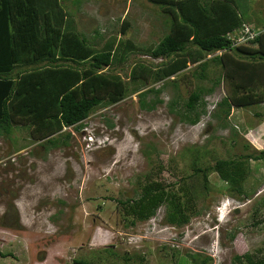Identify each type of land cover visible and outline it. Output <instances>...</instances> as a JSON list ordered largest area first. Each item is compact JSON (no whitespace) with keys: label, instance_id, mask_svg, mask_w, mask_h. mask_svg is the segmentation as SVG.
Returning <instances> with one entry per match:
<instances>
[{"label":"rangeland","instance_id":"374dc122","mask_svg":"<svg viewBox=\"0 0 264 264\" xmlns=\"http://www.w3.org/2000/svg\"><path fill=\"white\" fill-rule=\"evenodd\" d=\"M233 2L246 20L264 21V0ZM61 3L73 16L75 30L97 46L115 36L142 47L167 31V13L148 0ZM122 18L129 21L123 33ZM135 61L155 64L160 58L133 50L125 61L102 69L126 80ZM195 64L189 63L182 70L184 77L177 78L176 90L183 99L195 83L191 75ZM214 68L212 63L207 66V77ZM202 82L208 84L207 79ZM144 85L140 90L160 81ZM128 86L130 90L115 103L97 105L78 127H65L70 132L66 144L44 148L30 139L25 124L13 126L7 134L0 132V251L10 252L0 256V264H79L74 259L93 264H192L203 256L205 264H231L235 254L264 255V161L258 159L255 169L249 159L245 194L226 190L212 168L206 169L205 181L192 175L194 165L205 167L217 158L264 149V118L255 115L259 110L264 115V102L230 106L222 126L221 116L208 113L227 93L228 85L219 82L204 96L206 112L190 124L169 109L172 84L158 92L162 102L151 109L142 108L139 90ZM181 102L180 98L176 103L178 109ZM158 162L163 164L158 174L162 182L174 181L176 186L190 174L187 180L198 184L193 208L197 212L176 226L163 221L159 206L150 218L126 225L127 213L116 199L137 196L138 181H144V174ZM222 198L237 207L228 212L225 208L216 221L215 205Z\"/></svg>","mask_w":264,"mask_h":264},{"label":"trees","instance_id":"16d2710c","mask_svg":"<svg viewBox=\"0 0 264 264\" xmlns=\"http://www.w3.org/2000/svg\"><path fill=\"white\" fill-rule=\"evenodd\" d=\"M61 1L0 0V132L7 134L13 126L25 124L30 139L44 148L66 144L70 132L63 127H78V121L95 106L121 99L130 90L129 83L132 90H139V105L145 109L162 102L158 92L172 84L169 109L190 124L206 112L204 96L219 82L228 85L227 93L208 113L214 118L221 116L222 126L227 124L230 106L264 102V24L252 39L231 44L227 33L245 22L233 0H148L167 13L168 25L156 42L142 47L115 36L100 46L87 41L75 30L74 18ZM128 24L126 18L121 19V33ZM133 50L160 61L133 62L126 80L117 72L102 69L125 61ZM194 62L191 75L196 80L183 99L176 90L177 78L184 77L182 70ZM210 63L214 74L207 77ZM147 81H160V85L140 90ZM255 115L264 118L261 111ZM249 159L254 160L256 169L258 159L264 161V149L217 158L205 167L194 165L192 175H201L205 181L206 169L212 168L226 183V190L245 194L243 183L251 173ZM162 166L158 162L144 174V181H138L137 196L116 199L127 213L126 225L151 217L159 206H163V221L176 226L186 224L197 212L193 208L198 184L187 180L190 174L182 176L176 186L174 181L162 182L158 178ZM253 252L235 254L231 264H264V255L253 258ZM6 255L10 252L0 251V256ZM196 261L205 264L206 256L192 264ZM74 262L93 264L83 259Z\"/></svg>","mask_w":264,"mask_h":264},{"label":"built area","instance_id":"2783aa9c","mask_svg":"<svg viewBox=\"0 0 264 264\" xmlns=\"http://www.w3.org/2000/svg\"><path fill=\"white\" fill-rule=\"evenodd\" d=\"M259 31L260 28L254 27L250 23L242 22L235 30L228 32L227 36L230 38L231 44H237L252 39Z\"/></svg>","mask_w":264,"mask_h":264},{"label":"clouds","instance_id":"9594fccd","mask_svg":"<svg viewBox=\"0 0 264 264\" xmlns=\"http://www.w3.org/2000/svg\"><path fill=\"white\" fill-rule=\"evenodd\" d=\"M258 28H262V27H258ZM116 102V101H115ZM115 102H112V103H115ZM111 104V103H110ZM90 112V111H89ZM88 112V113H89ZM87 113V114H88ZM87 114L85 115V116H83L79 121H78V124H76V125H80L81 124V121L87 116ZM68 126H73V124H71V125H68ZM68 126H65V127H68ZM75 126V125H74ZM73 126V127H74ZM65 127H63V129H65ZM228 203H230L229 204V206H226ZM228 207V210L226 211V212H228V211H230V210H233L234 208H236L237 207V203H234V202H232V201H229L228 200V198H222L221 200H220V203H218V204H216L215 205V208H216V214L214 215V219L216 220V221H220V219H221V217H222V215H223V213L221 214V212H223L224 210H225V208H227ZM230 208V209H229ZM150 218V217H149ZM216 225V222H214L210 227H209V230H211L214 226ZM213 241V238H212V240H211V242ZM211 242H209V243H211Z\"/></svg>","mask_w":264,"mask_h":264},{"label":"crops","instance_id":"0c3cea01","mask_svg":"<svg viewBox=\"0 0 264 264\" xmlns=\"http://www.w3.org/2000/svg\"><path fill=\"white\" fill-rule=\"evenodd\" d=\"M245 22H247V23H250L252 26H254V27H259V26H262L263 27V24H264V21L262 22V23H260V24H255L256 23V20H255V22H253V21H249V20H244ZM262 103V102H261ZM260 111V110H259ZM259 139H260V137H259Z\"/></svg>","mask_w":264,"mask_h":264}]
</instances>
